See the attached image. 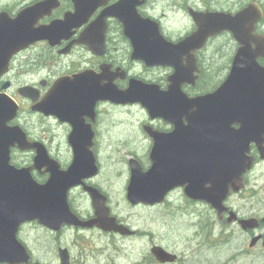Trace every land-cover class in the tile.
Masks as SVG:
<instances>
[{
    "label": "flooded vegetation",
    "instance_id": "flooded-vegetation-1",
    "mask_svg": "<svg viewBox=\"0 0 264 264\" xmlns=\"http://www.w3.org/2000/svg\"><path fill=\"white\" fill-rule=\"evenodd\" d=\"M43 1L46 0H0V17L7 15L15 19L25 9ZM122 1L128 2L126 9L129 16L134 15L152 25L156 24L159 34L172 47L207 27L210 36L205 40L201 38L203 41L200 43H192L189 54L181 57L180 63L193 70V83H185L182 87L189 98L214 93L229 78L236 53L243 46L235 34L226 29L229 25H242L247 30L243 36L255 40L251 46L257 50L256 62L264 70V0H104L105 3L93 11L81 27L72 30L70 39L54 46L48 41H38L13 55L7 72L0 77V94H8L20 107L8 126L21 128L30 143L43 145L52 165L58 167L59 171H68L74 163L75 151L70 142L74 128L70 122L62 121L55 115L45 116L35 112L33 106L36 102L23 97L21 89L29 87L39 90L40 101L63 76L88 73L95 83L102 76L106 77L104 83H108L114 75L126 72L125 78L118 76L113 80L120 90L128 89L131 79H134L157 85L161 93V89L168 90L169 77L176 72L173 66L163 67L160 64L149 67L143 60L134 58L133 43L116 17L106 21L103 47L99 46L98 40L95 41L98 47L96 51L87 43H78L84 31L94 26L105 9ZM56 5L51 15L40 19L36 27L50 25L55 20L65 19L66 15L75 13L73 0H56ZM241 14L242 20L238 17ZM213 63L216 64L214 67ZM152 116L141 104L117 105L111 102L99 103L92 114L89 111L81 114L91 136L82 141L86 148L84 152L95 162L87 174L94 173L70 189L69 206L81 220L95 219L97 213L89 189L98 191L100 203L109 211V217L114 218L117 225L127 228L129 235L106 232L98 226L82 229L66 225L57 232L33 221L21 226L17 236L31 255V262L25 264H62L61 249L68 250L70 264H187L169 245L161 242V210L167 205L184 208L182 216H191L193 242L200 240L209 244L211 239L217 237V242L222 245L225 239L229 240L228 244L233 241L232 246H228L223 253L232 255L223 264H264V199L260 197L264 191V181L260 179V174H264V158L256 145L251 146L247 155L251 159V167L240 178H229L222 186V205L225 209L222 212L209 201L214 199L209 192L214 186L213 175L204 171V168L213 169L212 159L198 160L202 152L194 144V150L187 152L189 157L182 162L184 168H193V172L180 178L178 185L165 196L162 203L149 205L129 201L128 188L133 168L146 173L153 167L155 137L152 133L167 135L175 129L172 123L161 116ZM182 122L184 126L188 125L187 120ZM239 127V124H233L234 129ZM117 132L122 137L113 139L112 133ZM36 156L35 150H21L18 144L10 147V165L15 168H33ZM237 163H241V159ZM121 170H124L122 176ZM116 173L117 180L114 179ZM31 174L39 184L47 183L52 175L48 167L32 169ZM189 184L197 188L196 198L187 194ZM135 211H142L144 216L134 217ZM155 213L158 215L155 216ZM242 221H254V227L244 229ZM90 233L100 240L99 249L89 253L81 246L80 260L91 256L93 262H78L79 258L74 256L72 247H79L78 239L87 240V234ZM143 233L146 235L144 238ZM68 234L74 236L72 245L69 241L68 245L63 243V237L66 238ZM39 235L57 240L51 254L59 262H46L34 256L33 241ZM155 246H162L166 251L177 254V261L159 262L151 251ZM134 251L145 252V260L131 261ZM112 254L118 259L127 258L129 261H114ZM197 256L198 251H195L192 259Z\"/></svg>",
    "mask_w": 264,
    "mask_h": 264
},
{
    "label": "water",
    "instance_id": "water-1",
    "mask_svg": "<svg viewBox=\"0 0 264 264\" xmlns=\"http://www.w3.org/2000/svg\"><path fill=\"white\" fill-rule=\"evenodd\" d=\"M73 1L75 13L66 15L65 19L55 20L50 25L36 27L40 19L51 15L57 7L56 0L37 3L15 19L7 15L0 17V77L7 72L13 55L38 41H48L54 46L70 39L72 30L81 27L93 11L105 3L104 0ZM127 4L122 1L105 9L94 26L84 31L78 43H87L96 51L98 47L95 41L98 40L99 46L103 47L106 21L116 17L133 43L134 58L143 60L149 67L160 64L163 67H175V74L169 77L168 90L161 89L160 93L157 85L134 79H131L128 89L120 90L113 80L118 76L125 78L126 72L114 75L108 83H104L106 77L103 76L95 83L88 73L63 76L40 101L39 90L29 87L20 90L22 96L36 102L33 106L35 112L45 116L55 115L73 126L70 142L74 147L75 160L68 171H59L58 167L52 165L45 147L30 143L21 128L8 126L16 117L19 106L7 94H0V264L31 262V255L17 236L22 225L33 221L57 232L65 225L81 228L98 226L106 232L129 235L127 228L118 226L116 220L109 217V211L100 203L98 191L89 189L97 213L95 219L80 220L68 203L70 189L94 173L87 174L95 162L84 152L86 148L82 141L91 136L81 114L87 111L92 114L101 102L141 104L154 115L153 118L161 116L175 127L167 135L152 133L155 137L152 154L154 164L146 173L133 168L128 188V199L133 204L143 202L155 205L163 202L165 196L178 185V180L193 172V168H184L182 162L189 157L187 152L194 150V144L202 152L198 160L212 159L213 169L204 168V171L213 175L214 186L209 192L214 199L209 201L222 212L225 210L222 205V186L229 178L240 177L251 167V159L247 156L251 146L256 145L264 158V70L256 62L257 50L251 46L255 40L243 36L247 30L242 25L226 27L243 44L229 78L215 93L189 98L182 87L185 83H193V70L180 63L181 57L189 54L192 43H200L210 36L207 27L172 47L159 34L156 24L152 25L134 15L129 16ZM243 14L238 16L240 20ZM182 120H187L188 125L184 126ZM233 124H239V129H234ZM15 144L21 150L37 152L33 168H15L10 165V147ZM239 159L241 163H237ZM42 167H48L52 174L45 184H39L31 174L32 169L40 170ZM196 191L193 184L186 188L187 194L193 198H196ZM241 223L244 229L254 227V221ZM59 253L61 263L70 264L68 250L61 249ZM152 253L162 263L177 260L176 255L162 247L155 246Z\"/></svg>",
    "mask_w": 264,
    "mask_h": 264
},
{
    "label": "rangeland",
    "instance_id": "rangeland-1",
    "mask_svg": "<svg viewBox=\"0 0 264 264\" xmlns=\"http://www.w3.org/2000/svg\"><path fill=\"white\" fill-rule=\"evenodd\" d=\"M122 171L123 170L120 172ZM260 179L264 181V174H260ZM260 197L264 199V191ZM183 210L184 208H178L171 205H167L161 210V242L169 245L170 249L179 254L187 264H192L194 262L205 264L207 263L206 259L214 260V264H221L222 262H225L223 260L221 262V257H223L226 253L223 255H220V253L226 252L227 247L232 246L233 241L228 244L229 240L225 239V244L222 245V243L217 242L219 239V237H217L211 239L209 244H205L200 240L198 242H193L194 235L190 228V221L192 218L189 214L182 216ZM262 210L264 212V200L262 204ZM157 215L158 214L155 213V216ZM142 216H144L142 211L134 212V217L141 218ZM156 219L157 217H155V221ZM155 231L157 232L158 228L157 230L155 229ZM87 236V240L78 239L79 247H72L75 254L74 256L79 258L77 260L78 262H93L91 256L87 259L80 260L81 246H83L84 249H87L89 253L92 251L95 252L99 249L98 246L100 240L95 238V234L93 235L90 233L87 234ZM145 236V233H143L142 237L144 238ZM155 238H157V235H155ZM68 241L70 242V245H72L74 236L68 234L66 235V238L63 237L64 244L66 243L68 245ZM55 242H57V240L52 239L51 237H44V239L41 241L37 236L33 241V249L35 250L34 256L46 262H59L58 258H56L54 255L52 256L51 254V249L53 248ZM103 248H106V246ZM37 249H40V251H36ZM82 251L85 252L84 250ZM195 251H198V256L195 259H192V255ZM106 252L107 254L111 255L109 251L106 250ZM209 253L211 254L209 255ZM144 254L145 252L137 253L134 251V253L131 255V261L142 262L144 259ZM217 255H220V257H217ZM112 257L114 261H129L127 258L118 259L114 254H112Z\"/></svg>",
    "mask_w": 264,
    "mask_h": 264
},
{
    "label": "trees",
    "instance_id": "trees-1",
    "mask_svg": "<svg viewBox=\"0 0 264 264\" xmlns=\"http://www.w3.org/2000/svg\"><path fill=\"white\" fill-rule=\"evenodd\" d=\"M214 65H216V64L213 63V67H214ZM112 135H113V139H114V138L119 139V138L122 137V136L119 134V132H117V134H113V133H112ZM115 135H117V136L114 137ZM114 179L117 180V173L114 175ZM38 238H39V240L42 241V240L44 239V236L39 235ZM220 255H223V253H220ZM220 255H217V257H220ZM231 255H232L231 253H228V254L226 253L223 257H221V262H222V260H223V261L228 260L229 257H230ZM213 256H214V255H213ZM204 262H205V261H204ZM206 262H212V263L214 264V260L206 259ZM222 263H223V262H222ZM222 263H221V264H222Z\"/></svg>",
    "mask_w": 264,
    "mask_h": 264
},
{
    "label": "bare ground",
    "instance_id": "bare-ground-1",
    "mask_svg": "<svg viewBox=\"0 0 264 264\" xmlns=\"http://www.w3.org/2000/svg\"><path fill=\"white\" fill-rule=\"evenodd\" d=\"M238 51H239V50H238ZM238 51H237V53H236V56H237V54H238ZM234 62H235V60H234ZM233 65H234V63H233ZM230 74H231V73H230ZM229 76H230V75H229ZM219 89H220V88H219ZM219 89H218V90H219ZM215 92H216V91H215ZM215 92H214V93H215ZM211 94H212V93H211ZM242 174H243V173H242ZM122 175H124V170H123L122 172H120V176H122ZM241 176H242V175H241ZM241 176H240V177H241ZM240 177H239V178H240ZM216 246H217V245H216Z\"/></svg>",
    "mask_w": 264,
    "mask_h": 264
}]
</instances>
